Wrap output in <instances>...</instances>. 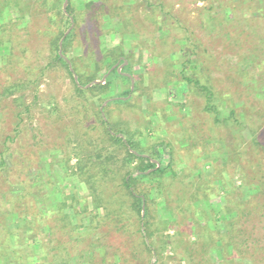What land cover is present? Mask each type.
<instances>
[{
  "label": "rangeland",
  "instance_id": "1",
  "mask_svg": "<svg viewBox=\"0 0 264 264\" xmlns=\"http://www.w3.org/2000/svg\"><path fill=\"white\" fill-rule=\"evenodd\" d=\"M19 1L21 5L29 4L27 0ZM125 2L132 6V13L129 11L132 15L130 19L132 24L129 28L134 29L137 35L131 38L132 41L125 43L127 45L125 48L130 47L133 69L143 70L145 81L132 94L131 106L106 99L102 103L103 105L105 103V108L101 114L109 115L114 122L126 123L131 130L140 129V137L144 138L146 147L151 144H155L156 147L163 146L166 151L164 160L171 157L174 160V168L177 170L168 196L176 211L177 223L173 222L174 227L163 228L165 223L163 221L161 223V220L167 215H164L165 211L161 205L152 203L150 211L154 220L151 219V222L153 226L156 220L159 223V229L153 241L156 251L142 254L137 252L135 256L143 258L146 264H187L190 257L189 244L195 240V233L200 230L202 234L199 236V241L211 244L217 237L218 228L222 226L219 222L221 208L223 206L236 208L241 200L246 199V188L258 182L262 183L263 193L258 190L249 195L259 200L261 204L256 205L253 210L250 207L249 210V202L247 205L246 200L242 203L243 208L248 207L244 212L242 230L244 228L246 232L243 231L246 234L248 231L251 232L253 236H256L255 240L259 238L260 240L256 243L261 247L264 242V150L260 147L264 144V62L259 59L264 56V51L262 49L257 51L259 58L256 59V63L259 62L260 67L247 66L250 69L249 72H246L245 57L249 52L246 49V41L250 42L255 36L252 33L264 36V17L258 16L260 13L255 7L262 3L257 0H125ZM211 4L213 8L209 10L208 6ZM14 9L17 11L16 14L20 15L25 10L19 7ZM210 13L217 18L213 16L215 19H212ZM12 15L15 14L12 13ZM25 16L26 21L28 14ZM224 16L235 17L230 22H226L223 19ZM21 20L23 21L22 18ZM44 21V16L41 15L35 27L41 30ZM160 22L163 29L169 32L165 36L166 41L160 39L164 34L162 29H158ZM23 30V27L21 31L13 29L14 34H11L10 26H8L3 31L0 42V66H4L5 72L3 75L0 73V83L5 76L8 79L26 78L24 77L26 68L30 67L32 68L29 69L30 71L37 72L51 59L47 36L35 31L26 36ZM118 30H121L119 26ZM118 32L125 33L122 30ZM79 34H81L80 30ZM184 34L192 40L187 47L196 51L197 60L201 66L199 74L210 78L213 84L220 117L228 116L229 110L232 109L234 117L244 119L242 126L236 124L231 118L227 121L215 122L212 114L204 110L205 97L201 92L195 89L182 92L178 85L172 83L173 81L168 82V87L163 86V74L172 69L169 63L180 59L181 41H178L184 38H182ZM116 37V34L115 36L106 35L105 46H112L117 40ZM83 64L90 66V62L85 60ZM147 74L152 75L155 81L153 85L146 87L144 85L147 82ZM166 76L169 77V75ZM156 82L159 83L157 86ZM36 83V86L32 83L30 88L17 90L2 100L3 104L0 106H6L7 111L3 114L0 110V121L1 116L4 118V122L3 120L0 122V143L5 139L6 134L11 133L13 110L18 109L17 107L23 108L17 105L20 100L15 98L18 99L23 95L21 104L33 103L31 125L34 128L24 124L23 137L17 142L25 146L23 148L25 154H28V150L32 148L29 154L30 166L24 169V172L20 174L21 177L25 176L24 173L30 167L33 166L31 170L36 169L38 162L42 165L43 159L46 164L53 160L58 167H54L50 176L52 182L57 184L61 181L58 185L66 186L67 194L68 190L72 189L75 194L83 195L85 187L75 176L64 179L62 170L64 164L61 158L64 151L68 152L70 148L78 144L82 148L99 147L103 144L100 143V139L103 138H101L103 125L101 126L95 113L98 109L97 103L91 101V96L86 94L83 95L85 100L81 104L85 108H73V106L78 107L73 83L65 67L59 62H52L49 67L44 68ZM126 84L122 86L114 78L111 85L112 93L109 92V94L118 92L120 86L126 87ZM142 91L150 94L146 111L143 110L146 94ZM133 104L135 106H132ZM150 111L154 113L148 115ZM32 134L35 138L31 137ZM118 135L121 136L122 133ZM88 138L91 139V143L86 141ZM15 142L10 143L11 146H14ZM166 143L169 144L168 148L165 146ZM43 147L51 149H43ZM113 148H115V159L119 162L123 149L112 145ZM78 157L83 158L81 152ZM75 162L76 158L71 157L69 164L72 165ZM46 174L44 170L40 171L41 176L34 186V192L40 206L51 208L54 203L50 196L56 197L58 190H55L53 183L51 185L44 182ZM165 182L167 183L168 180L166 179ZM222 182L227 184L225 190L222 189ZM23 184L27 186L25 181ZM196 185L202 186L203 188L198 190L205 189L207 196L210 194L212 204L203 199L197 200L196 205L189 203V195L194 187L197 188ZM180 186L186 189L185 196L179 195L184 193L179 189ZM5 188L3 187V191ZM87 200L89 203L88 198ZM8 212L7 205L2 204L0 206V245L2 248L11 247L10 249L17 250V256L21 255L25 258L34 251L42 257V247L43 251H49L50 254L69 252L75 255L77 249L84 245L69 240L67 229L53 217L39 218L41 223L53 226L54 232L49 235L50 232L44 231L41 227L27 231V228L31 229L30 224H24L22 219L11 221V214ZM190 219L192 221L188 223ZM205 223L208 224V228H203L206 226ZM11 228L17 236L12 237V233L9 235ZM167 234L172 236L168 238L170 243L165 244ZM24 236L27 238L25 239ZM253 236L248 240L247 245L252 244ZM31 237H34L36 241L39 240L40 248L39 243L33 247ZM116 244L119 246L118 243ZM120 248V251L125 250L123 246ZM260 249L264 251V247ZM108 250L111 253L113 249L108 248ZM261 253L260 250L257 251V255ZM211 255L217 258L215 252ZM202 257L205 258V256ZM206 257H209L208 254ZM85 258L86 256L81 259ZM0 264L13 263L8 255H0ZM257 264H264V259L259 260Z\"/></svg>",
  "mask_w": 264,
  "mask_h": 264
},
{
  "label": "trees",
  "instance_id": "2",
  "mask_svg": "<svg viewBox=\"0 0 264 264\" xmlns=\"http://www.w3.org/2000/svg\"><path fill=\"white\" fill-rule=\"evenodd\" d=\"M19 2V0H0V42L3 31L8 26H10L11 34H14L13 29L21 31L23 27L26 36H29L33 31L47 36L51 59L37 72L30 71L32 69L30 67L26 68L27 71L24 76L26 78L8 79L5 76L0 83V105L3 104L4 98L14 94L15 91L30 88L32 83L36 86V81L44 68L49 67L52 62H59L65 67L73 83L75 100L78 101V107L81 106V108L77 106H73V108H85L81 104L85 100L83 95L86 94L91 96V101L97 103L98 109L95 110V113L99 123L101 126L103 125V136H101L103 138L100 139V143L103 144L99 147L91 146L89 148H82L78 144L79 147H72L68 152L64 151L61 158L64 164V169H62L64 179L68 176H75L85 187L83 195L75 194L72 189H69L67 194L66 186L58 185L61 181L57 184L52 182L50 176L55 169L54 167H58L53 160L47 164L43 162L44 159L39 160L42 165H39L38 162L36 169L31 170L33 166L30 167L24 173L25 176L21 177L20 174L24 172V169L30 166L29 154L32 148L28 150V154H25L23 153L25 146L17 142L23 137L22 127L24 124L34 128L31 125L33 118L31 106L33 103L21 104V96L23 95L19 96L18 99L15 98V100H20L17 105L23 106V108L17 107L18 109L13 110L14 119L11 122V133L6 134L5 139L0 143V197L3 198V202L0 198V206L2 204L7 205L8 213L11 214V221L22 219L24 224H30L31 229L28 226L27 231L41 227L44 231H49V235H51L54 232L53 226L44 224V222L41 223L39 218L53 217L62 223V227L67 229L66 231L70 236L69 240L84 245L77 249L75 255H71L69 252L50 254L49 251H43L42 247V257L32 251L25 258H22L21 255L17 256V250L10 249L11 247L2 248L0 245V255H8L13 264H146L143 258H139L135 254L137 252L142 254L156 251L153 241L159 229V223L156 220L153 226L151 219L154 220V218L151 215L150 205L152 203L161 205L165 211L164 215L167 216L161 220V223L162 221L165 223L163 228L166 226L174 227L173 222L177 223L176 211L168 197L177 170L174 168V160L171 157L164 160L163 156L166 155V151L163 146L156 147L155 144H151L146 147L144 138L140 137V129L131 130L126 123L114 122L109 118V115L103 116L101 114L105 108V103L104 105L102 103L106 99L115 101L117 104H129L131 106L132 94L145 81L143 70L133 69L130 47L125 48L127 46L125 43L137 36L135 30L129 28L132 24L130 21L132 6L127 4L125 0H27L29 4L25 5H21ZM257 2L262 3L260 6H255L260 13L258 16L264 17V0H257ZM14 7L25 10L22 15L16 14L17 11ZM208 8L209 10L213 8L212 4ZM27 14L28 17L25 21ZM41 15L44 16L45 21L40 30L35 25ZM209 15L212 16V19L217 18L214 14L210 13ZM234 17L227 18L224 16L223 19L230 22ZM161 24L162 22L159 23L158 29H162L164 34L160 39L166 41L167 37L165 36L169 32L164 30ZM118 26L125 33L118 32L121 31H117ZM79 30L81 34H79ZM108 34L117 35V40L112 46H105V37ZM252 34L255 36L251 41H246V49L249 51L245 57L246 72L250 71L247 66L260 67L259 62L256 63V59L259 58L257 51L260 49L264 51L262 48L264 36L259 33V36L256 35L257 33ZM182 38L178 41H181L179 44L180 59L169 63L172 65V69L163 74V86L168 87V82L173 81L172 83L178 85L182 92L183 90L187 92L190 89L201 92L205 97L204 110L212 114L215 122L227 121L231 118L236 124L242 126L244 119L234 117V110L232 109L229 110L228 116L220 117L213 84L210 78L199 74L201 66L198 63L196 51L187 47V44L191 43L192 40L186 34ZM83 60L90 62V68L84 66ZM259 61L264 62V56ZM108 70H110L109 73L102 81V76ZM4 72L5 68L1 65L0 73L3 75ZM73 75H76V80ZM151 76L147 74V82L144 86L154 84L155 80ZM114 78L122 86L125 83L128 85L126 84V87L120 86L118 92L109 94V92L112 93L111 85ZM131 79L134 80L132 87ZM158 84L156 82V86ZM142 92L146 94L143 109L145 110L150 102V94L147 91ZM111 95L114 96L109 98ZM5 108L6 106H0L3 114L7 111ZM151 113L154 112L150 111L148 115ZM2 120L4 122L3 116H1ZM1 128H3L2 125ZM120 132L122 133L121 136L118 135ZM31 137L35 138V135L32 134ZM86 141L91 143L89 138ZM12 142H15L14 146H11L10 143ZM112 145L123 149V155L119 158V162L115 159V148L112 149ZM168 145V143L165 144L167 148ZM260 147L264 150V144ZM43 149L51 148L43 147ZM80 152L83 158L78 157ZM71 157L76 158V162L72 165L69 164ZM41 170H44V174L47 173L44 182L51 185L53 183L55 190H58L56 197L50 196L53 199L52 203H54L51 208L40 206L35 197L34 186L41 176L39 175ZM166 179L168 180L167 183L165 182ZM24 181L27 184L26 187L23 184ZM226 185V182H222V189L225 190ZM196 186L197 188L194 187L193 192L189 195V203L196 205L197 200L203 199L212 204L210 194L207 196L205 189L198 190L203 188L202 186ZM3 187H6L4 191ZM179 189L184 191L179 195L185 196L187 194L183 186H180ZM258 190L263 193L262 183L258 182V184L246 188L245 200L246 205L249 202V210L250 207L253 210L256 205L260 206L261 204L259 200H255L249 195ZM177 199L180 201L179 198ZM245 200H241L236 208L231 206L221 208L219 222L222 223V226L218 228L217 237L212 240L211 244L208 245L207 242L199 241V236L202 234L200 230L195 233V240L189 244L190 257L187 264H257L259 260L264 259V251L260 249L264 247V242L260 247L256 243L260 240L259 238L255 240L256 236H253L251 232L248 231L246 234V230L244 228L245 232L242 230L244 212L248 209V207H242ZM198 212L201 211L198 210ZM191 221L192 219L188 223ZM197 227L200 226L197 225ZM203 228H208V224ZM10 234L12 237L17 236L16 233L12 232V228ZM171 236L166 235L165 244L170 243L168 238ZM251 236H253V241L249 246L247 244ZM24 238L27 237L24 236ZM31 239L33 247L39 243L40 248L39 240L36 241L34 237ZM120 246H123L125 250L120 251ZM108 248L113 249L111 253ZM258 250L262 252L259 255H257ZM212 252L217 254V258L210 256ZM207 254L209 257H206ZM85 256V259H81Z\"/></svg>",
  "mask_w": 264,
  "mask_h": 264
},
{
  "label": "water",
  "instance_id": "3",
  "mask_svg": "<svg viewBox=\"0 0 264 264\" xmlns=\"http://www.w3.org/2000/svg\"><path fill=\"white\" fill-rule=\"evenodd\" d=\"M71 27V26H70ZM61 43L59 42V45H60ZM120 67H121V65L118 67V69L120 70ZM109 71L110 70H108L103 76H102V81L105 79V77H106V75L109 73ZM74 76V79L76 80V75H73ZM133 79H131V87H132V84H133ZM105 102V101H104ZM142 209H143V206H142Z\"/></svg>",
  "mask_w": 264,
  "mask_h": 264
}]
</instances>
